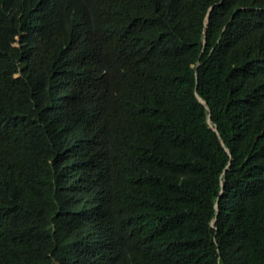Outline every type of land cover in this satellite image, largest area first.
I'll list each match as a JSON object with an SVG mask.
<instances>
[{
    "label": "trees",
    "instance_id": "trees-1",
    "mask_svg": "<svg viewBox=\"0 0 264 264\" xmlns=\"http://www.w3.org/2000/svg\"><path fill=\"white\" fill-rule=\"evenodd\" d=\"M0 264H264V0H0Z\"/></svg>",
    "mask_w": 264,
    "mask_h": 264
}]
</instances>
